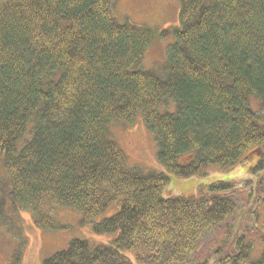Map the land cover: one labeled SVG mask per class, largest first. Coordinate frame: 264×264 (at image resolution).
Wrapping results in <instances>:
<instances>
[{
    "label": "trees",
    "instance_id": "trees-1",
    "mask_svg": "<svg viewBox=\"0 0 264 264\" xmlns=\"http://www.w3.org/2000/svg\"><path fill=\"white\" fill-rule=\"evenodd\" d=\"M113 8L111 0H0V159L10 212L56 232L68 229L56 211L87 224L119 204L93 225L113 236L107 245L74 239L42 264H133L126 253L136 264H264V218L258 257L250 260L246 236L230 245L229 230L200 261L237 213L236 184L164 198L169 178L129 166L111 131L141 117L158 164L177 178L254 161L247 199L264 208V0H180L177 26L158 33L118 23ZM157 40L168 42L165 58L145 70ZM8 219L0 200V227ZM20 248L10 264H20Z\"/></svg>",
    "mask_w": 264,
    "mask_h": 264
},
{
    "label": "rangeland",
    "instance_id": "rangeland-1",
    "mask_svg": "<svg viewBox=\"0 0 264 264\" xmlns=\"http://www.w3.org/2000/svg\"><path fill=\"white\" fill-rule=\"evenodd\" d=\"M113 13L118 23H130L139 27L148 28L157 33L178 24L180 12V0H111ZM168 42L155 41L147 50L142 61L145 70H150L155 64L165 58ZM253 108L260 112L256 103ZM114 140L125 152L128 164L131 167L139 168L145 172L162 173L169 178V185L163 193L164 198L188 197L198 193L199 188L211 183L233 182L239 191L240 203L235 216L228 221L225 230H219L217 237L210 243H206L200 252V261L207 256H212V251L221 242L227 239L229 234L235 236H246L253 246L251 259L258 257L261 250V233L264 208L249 200L248 192L253 186L246 188L250 180L254 183L255 178L250 176L249 168L254 161L244 160L240 166L232 170H221L211 168L205 171V175L188 179L177 178L166 171L158 164L156 159V146L152 134L145 128L142 118L138 117L137 122L130 126L123 123H116L111 128ZM245 162V163H244ZM7 178L0 159V200H3L8 219V228L0 227V264H10L12 255L21 245L20 264H42L57 252L67 248L71 240L78 239L87 241L93 245H107L113 236L96 235L93 232V225L107 219L115 214L119 204L115 202L107 211L87 224H81V217L72 212H55L56 220L68 227L64 231L46 232L38 229L32 222L30 214L23 212H10V199L7 196ZM229 227V228H227ZM230 247V246H229ZM126 256L136 264L132 253Z\"/></svg>",
    "mask_w": 264,
    "mask_h": 264
}]
</instances>
